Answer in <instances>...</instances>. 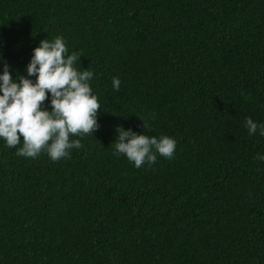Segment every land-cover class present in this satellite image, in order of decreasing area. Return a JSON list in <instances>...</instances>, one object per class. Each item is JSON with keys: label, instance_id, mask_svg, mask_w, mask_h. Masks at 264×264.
Instances as JSON below:
<instances>
[{"label": "trees", "instance_id": "16d2710c", "mask_svg": "<svg viewBox=\"0 0 264 264\" xmlns=\"http://www.w3.org/2000/svg\"><path fill=\"white\" fill-rule=\"evenodd\" d=\"M56 37L99 129L57 162L0 139V264H264V0H0V74ZM117 127L174 157L136 168Z\"/></svg>", "mask_w": 264, "mask_h": 264}, {"label": "clouds", "instance_id": "9594fccd", "mask_svg": "<svg viewBox=\"0 0 264 264\" xmlns=\"http://www.w3.org/2000/svg\"><path fill=\"white\" fill-rule=\"evenodd\" d=\"M78 59V53L68 54L63 37H56L40 41L27 65V77L18 76L19 83L4 65L0 74V139L7 147L16 148L22 137L16 155L36 158L46 152L57 162L69 158L71 149L82 147L80 139L71 137L92 136L99 129L100 103L89 84L93 73L77 70L74 65ZM33 76L35 82L28 78ZM120 84L114 77V90L119 91ZM49 94L51 111L44 108ZM147 127L143 122V128ZM245 127L250 135L259 128L264 136V124L246 118ZM116 132L114 154H123L136 168L156 163L157 155L169 160L174 157L176 141L171 137H149L120 127ZM257 159L264 157L258 155Z\"/></svg>", "mask_w": 264, "mask_h": 264}]
</instances>
